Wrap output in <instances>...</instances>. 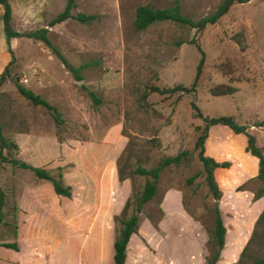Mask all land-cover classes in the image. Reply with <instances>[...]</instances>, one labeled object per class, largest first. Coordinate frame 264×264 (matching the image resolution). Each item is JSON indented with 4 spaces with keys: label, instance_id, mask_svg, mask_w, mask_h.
Wrapping results in <instances>:
<instances>
[{
    "label": "rangeland",
    "instance_id": "rangeland-1",
    "mask_svg": "<svg viewBox=\"0 0 264 264\" xmlns=\"http://www.w3.org/2000/svg\"><path fill=\"white\" fill-rule=\"evenodd\" d=\"M9 1L11 26L22 32L47 27L66 59L82 65L83 78L77 79L42 40L26 35L8 40L0 3V72L12 60L0 84V123L18 144L9 155L44 166L71 185L70 196L58 194L50 180L31 168L2 163L0 242L16 240L19 249L0 244V264H92L87 257L99 245L93 235L97 230L108 261L110 236L115 238L118 219L132 210L129 206L123 212L124 203L146 179L133 171L135 166L151 167L183 150L189 151L187 157L161 170L157 191L143 205L133 236L155 253L147 241L154 235L148 234L150 227L154 236L164 235L165 258L147 252L137 259L131 246L129 264H199L209 251L216 203L227 229L216 264L237 262L264 206L262 197H254L261 182L250 157L234 154L216 175L221 197H212L197 158L195 140L203 120L194 104L204 115L229 114L246 124L264 153V123L259 124L264 118V0L234 1L201 29L161 20L143 30L133 25L136 6L165 7L172 0H76L74 12L96 17L89 22L69 17L53 25L49 20L66 0ZM179 1L182 13L192 18L220 2ZM179 39L186 41L178 44ZM197 44L204 63L190 89L201 56ZM17 82L57 105L58 126L44 105L19 93ZM178 83L185 88L171 94L151 91L147 103L140 102L147 85ZM219 83L236 90L212 94L211 86ZM82 84L96 92L99 103ZM259 250L250 245L248 264Z\"/></svg>",
    "mask_w": 264,
    "mask_h": 264
},
{
    "label": "trees",
    "instance_id": "trees-1",
    "mask_svg": "<svg viewBox=\"0 0 264 264\" xmlns=\"http://www.w3.org/2000/svg\"><path fill=\"white\" fill-rule=\"evenodd\" d=\"M234 1H244V0H220L216 8L208 13H205L198 18H192L181 11V4L179 0H172L171 3L165 7L152 6L147 3L138 4L135 8L133 25L137 30H143L151 23L161 21V20H171L178 22L182 25H186L189 27H195L197 29H201L205 27L208 23L216 22L231 6ZM0 3L3 5L2 12V20H3V29L7 39L9 40L11 37L26 35L29 37H33L36 39L42 40L46 45L53 49V52L62 60V62L72 71L73 75L77 79H82L83 75L81 73L82 65H74L70 63L66 57L60 52V50L52 43L50 37L48 36V28L45 26L35 28L28 31H19L14 29L11 26V16H12V8L9 0H0ZM76 0H66L64 7L57 12L50 20L49 24L53 25L57 22H61L69 17H73L81 22H89L92 21L96 14L94 13H86L83 11L74 12L73 8L76 6ZM186 41V39H179L177 43L180 44ZM190 42H194V39L191 38ZM198 49L201 52L200 59L196 66V73L194 80L192 82V86L190 89H194L197 83V80L201 74L202 66L204 63V51L197 44ZM10 60L0 72V84L4 81L6 73L9 68ZM89 93L90 97L93 100V103L97 104L100 101V97L96 94V92L84 84H82ZM17 89L21 95H23L26 99H28L31 103L38 105H44L51 115L53 116L57 126L60 124L62 120L61 111L57 107V105L50 102L48 99L43 97L40 93L35 92L33 89L17 82ZM184 88V86L180 83L174 84L172 86H160L157 84L147 85L140 94V102L142 104L147 103V96L151 91H157L160 93H174L175 91ZM236 90V86L228 83H219L211 86L210 91L212 94H227L232 93ZM196 108L197 116L201 117L203 120V124L199 125L198 128L201 129L196 140L195 147L198 149L197 158L201 163L202 171L204 172V179L207 184L208 190L213 198L219 199L222 195V190L216 180L214 169L217 166H227L229 161L227 160H216L214 157L207 155L205 153L204 141L205 137L208 133V128L211 124L214 123H224L229 125L235 132H244L247 135V144L246 150L250 151L252 154L258 156V172L256 177L260 180L261 185L255 190L254 197L259 198L264 195V153L261 151L260 147L256 144V137L252 132L247 130V125L243 123H239L235 120L233 115L229 114H218V115H204L198 106L194 104ZM264 123L263 120L259 123ZM18 148V144L13 139L6 136L3 132L2 125L0 123V166L4 161L9 160L13 164H20L24 167L31 168L36 176L40 178H45L51 181L53 189L58 194H64L67 196L71 195V185L63 184L62 180L59 176L53 174L49 169L40 165H31L26 161L19 160L15 156H10L9 152L16 150ZM182 155L187 157L189 155L188 150H183L175 155L164 156L161 158L157 164L151 167H145L143 165H136L134 168V172L138 174H142L146 176L142 189L129 196L123 206L122 211L126 212L129 206H132V210L129 214L124 215L118 219L120 227L118 228L115 238L113 241V264H124L126 257V247L127 242L130 238V235L133 232L137 231V224L139 220V213L142 211V207L149 199H151L158 187V180L160 176L161 170L171 164L177 163L181 160ZM119 178H123V173L118 167ZM4 204V192L0 187V220L2 219V206ZM227 232L226 226L224 224L218 203L215 206V215L213 221V227L209 230L210 237V247L207 255L205 256L204 264H216L219 260L220 253L225 244V234ZM1 245L6 247H10L18 250L19 244L16 240L12 241H3L0 242ZM251 244H257L261 247V250L257 251L254 256H252L251 264H264V206L260 213L258 214L254 227L252 229L251 235L245 245L243 246L240 256L234 264H248V249Z\"/></svg>",
    "mask_w": 264,
    "mask_h": 264
},
{
    "label": "crops",
    "instance_id": "crops-1",
    "mask_svg": "<svg viewBox=\"0 0 264 264\" xmlns=\"http://www.w3.org/2000/svg\"><path fill=\"white\" fill-rule=\"evenodd\" d=\"M246 144H247V135L244 132H235L229 125L224 123H214L211 124L208 128L207 136L205 137L204 146H205V153L207 155H210L214 157L216 160H227L230 159L231 156L234 154L240 155V156H247L246 159H251L254 167V174L258 172V156L255 154H252L250 151L246 150ZM225 166H217L214 169L215 177L222 169H224ZM226 169V168H225ZM262 201L264 205V195L262 196ZM161 227H164L163 221L159 223ZM153 231V234L155 235V231L152 227L149 229V233ZM100 230L95 231L93 234L96 235V242L100 245H97V248L93 251H90L88 253V257L90 259V263L92 264H113V241L114 236H110L109 240V246L111 247L110 250V256L108 258V261L106 260V256L104 252H101V241L103 236L100 237ZM135 232H133L130 235V238L127 242L126 247V257H125V263L129 264V254H130V248L133 246L136 249L137 259H141V255L143 253L151 252L154 257L158 256V254L161 257L165 258V236L159 235V236H152L151 238L147 236V241L149 242V245L154 247L156 249V252L150 251L146 245V243L140 241L137 238H133ZM134 239V240H133ZM161 239V241H160ZM159 241V244L157 245V242ZM205 258L202 257L199 264H204ZM140 264V261L138 262Z\"/></svg>",
    "mask_w": 264,
    "mask_h": 264
},
{
    "label": "water",
    "instance_id": "water-1",
    "mask_svg": "<svg viewBox=\"0 0 264 264\" xmlns=\"http://www.w3.org/2000/svg\"><path fill=\"white\" fill-rule=\"evenodd\" d=\"M185 88V87H184Z\"/></svg>",
    "mask_w": 264,
    "mask_h": 264
}]
</instances>
